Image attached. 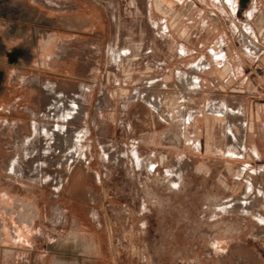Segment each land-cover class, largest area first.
I'll return each instance as SVG.
<instances>
[{
  "label": "rangeland",
  "instance_id": "374dc122",
  "mask_svg": "<svg viewBox=\"0 0 264 264\" xmlns=\"http://www.w3.org/2000/svg\"><path fill=\"white\" fill-rule=\"evenodd\" d=\"M39 1L51 26L79 21L73 1ZM92 3L87 11L108 23L113 39L97 80H80L97 82L99 101L79 104L66 94L64 123L51 117L37 141L10 145L20 153L24 181L67 183L80 172L129 264H264L262 167L224 157L240 150L229 136L237 129L204 113L226 114L218 84L226 51L214 39L203 55H187L207 15L171 2L161 13L146 0ZM234 17L227 8L228 25ZM242 35L250 39L248 30ZM208 64L210 78L198 72ZM24 117L17 133L31 135ZM40 163L44 171L32 173Z\"/></svg>",
  "mask_w": 264,
  "mask_h": 264
},
{
  "label": "crops",
  "instance_id": "0c3cea01",
  "mask_svg": "<svg viewBox=\"0 0 264 264\" xmlns=\"http://www.w3.org/2000/svg\"><path fill=\"white\" fill-rule=\"evenodd\" d=\"M70 1L80 16L73 27L51 26L39 0H0V264H129L116 240L119 233L110 229L80 172L67 183L24 181L20 153L7 150L14 142L37 141L51 117L64 123L66 94L79 104L97 98V82L83 86L80 80H97L113 41L111 28L96 12L87 11L93 0ZM146 1L157 13L171 2L189 13L202 8L207 15L202 32L191 35L187 55L192 60L203 55L214 39L226 51L218 80L226 114L209 108L204 113L237 129L229 136L240 143V150L224 157L250 160L264 173V0H249L246 6L241 0ZM227 8L234 13L233 25L226 22ZM212 14L217 15L214 25L209 23ZM76 26L79 32L72 29ZM243 30L250 33L247 42ZM210 67L198 72H208L210 78ZM24 116L31 118V135L17 133ZM44 168L40 163L31 172Z\"/></svg>",
  "mask_w": 264,
  "mask_h": 264
},
{
  "label": "water",
  "instance_id": "95a60500",
  "mask_svg": "<svg viewBox=\"0 0 264 264\" xmlns=\"http://www.w3.org/2000/svg\"><path fill=\"white\" fill-rule=\"evenodd\" d=\"M248 1H249V0H241L242 5H243V6H246V4L248 3Z\"/></svg>",
  "mask_w": 264,
  "mask_h": 264
},
{
  "label": "bare ground",
  "instance_id": "6f19581e",
  "mask_svg": "<svg viewBox=\"0 0 264 264\" xmlns=\"http://www.w3.org/2000/svg\"><path fill=\"white\" fill-rule=\"evenodd\" d=\"M192 80H193V78H192ZM197 81H195V83H196ZM198 83V82H197ZM73 110V109H72ZM69 114V113H68ZM66 115H67V113H66Z\"/></svg>",
  "mask_w": 264,
  "mask_h": 264
}]
</instances>
